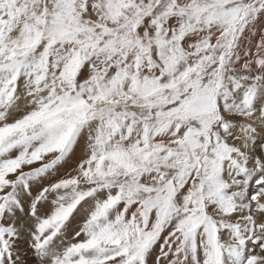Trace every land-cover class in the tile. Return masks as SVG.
<instances>
[{"label":"snow or ice","instance_id":"obj_1","mask_svg":"<svg viewBox=\"0 0 264 264\" xmlns=\"http://www.w3.org/2000/svg\"><path fill=\"white\" fill-rule=\"evenodd\" d=\"M0 264H264V0H0Z\"/></svg>","mask_w":264,"mask_h":264}]
</instances>
